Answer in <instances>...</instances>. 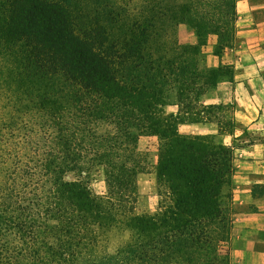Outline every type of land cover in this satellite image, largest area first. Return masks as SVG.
Masks as SVG:
<instances>
[{
	"label": "rangeland",
	"instance_id": "rangeland-1",
	"mask_svg": "<svg viewBox=\"0 0 264 264\" xmlns=\"http://www.w3.org/2000/svg\"><path fill=\"white\" fill-rule=\"evenodd\" d=\"M64 1L78 34L87 31L96 44L119 52V79L152 98L144 97L148 107L137 112L119 96L83 93L71 98L63 88L55 105L42 103L40 109L19 92L28 84L13 74L10 55L0 56V264H104L108 259L122 264L120 256L128 243L147 238L132 227V218L161 219L176 208L171 183L160 174L167 139L153 130L146 116L159 124L168 119L178 127L164 106L175 99L186 104L184 60L197 59L196 48L184 52L188 33L182 29L186 23L193 25L202 43L209 32L198 30L195 15L187 18L191 0ZM201 1L203 9L211 11L220 0ZM44 85L62 88L67 82L52 79ZM226 151L223 173L230 170L232 157ZM71 159L79 164L71 165L65 180H77L80 169L87 170L84 181L91 195L87 194L95 202L91 211L71 203L73 188L61 186L64 178L54 174L57 165L65 166ZM229 175L230 171L228 180ZM114 179L121 188L114 187ZM74 187L86 190L81 184ZM222 206L221 219L211 226L215 238H227L219 242L224 254L232 234V211L224 197ZM179 251L190 250H174L169 264H180Z\"/></svg>",
	"mask_w": 264,
	"mask_h": 264
},
{
	"label": "trees",
	"instance_id": "trees-1",
	"mask_svg": "<svg viewBox=\"0 0 264 264\" xmlns=\"http://www.w3.org/2000/svg\"><path fill=\"white\" fill-rule=\"evenodd\" d=\"M236 2L220 0L211 6V12L203 9L205 6L201 0H191L185 13L187 18L198 17V30L202 28L209 34L216 33L222 45H228L237 15ZM229 14L231 18L224 16ZM7 53L13 74L28 84L25 90L18 89L19 92L40 109L42 103L55 105L63 88L71 98L83 93H98L107 97L119 96L137 112L148 107L143 100L148 94H142L139 87L126 86L117 76L115 60L119 59V52L96 44L87 31L78 34L72 10L64 0H0V56L5 58ZM155 60L157 58L152 57V61ZM62 78L67 82L65 87L57 85L48 89L44 85L47 80ZM146 118L153 130H158L163 140L167 139L163 143L160 174L166 175L171 183L170 192L174 191L177 196L176 208L161 219L132 218V227L140 230V234L146 233L147 238L128 243L124 248L126 253L120 256L122 264H169L174 250L185 247L190 251H179L180 264H205L206 261L209 264H231L228 251L219 252V242L227 238H215L212 227L215 220L222 217L221 187L228 180L226 174L231 172V161L230 170L222 171L227 148L214 147L203 138L182 135L177 127L168 123V119L159 124L152 116ZM78 164L77 160L71 159L65 166L57 165L54 174L65 180L66 173L73 169L71 165ZM80 171L77 180H65L61 186L73 188L69 197L71 203L91 211L95 202L88 197L91 191L83 174L87 170L83 167ZM117 182L120 184L114 179L113 185L119 189L121 186L115 185ZM80 184L87 191L74 187ZM97 215L101 217L98 210ZM209 249L215 250L211 256L205 254ZM113 261L108 259L104 264Z\"/></svg>",
	"mask_w": 264,
	"mask_h": 264
},
{
	"label": "crops",
	"instance_id": "crops-1",
	"mask_svg": "<svg viewBox=\"0 0 264 264\" xmlns=\"http://www.w3.org/2000/svg\"><path fill=\"white\" fill-rule=\"evenodd\" d=\"M182 30L184 52L196 48L197 59L184 60L186 104L172 100L164 113L178 120L180 134L231 151L221 187L232 211L230 261L264 264V0L238 1L228 45L216 33L202 43L190 23Z\"/></svg>",
	"mask_w": 264,
	"mask_h": 264
}]
</instances>
